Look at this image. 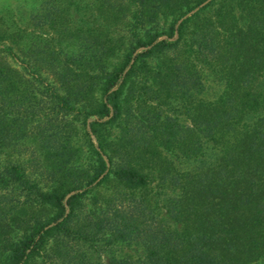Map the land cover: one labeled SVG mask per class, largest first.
Wrapping results in <instances>:
<instances>
[{
  "label": "trees",
  "instance_id": "1",
  "mask_svg": "<svg viewBox=\"0 0 264 264\" xmlns=\"http://www.w3.org/2000/svg\"><path fill=\"white\" fill-rule=\"evenodd\" d=\"M0 264H264V0L0 12Z\"/></svg>",
  "mask_w": 264,
  "mask_h": 264
},
{
  "label": "rangeland",
  "instance_id": "2",
  "mask_svg": "<svg viewBox=\"0 0 264 264\" xmlns=\"http://www.w3.org/2000/svg\"><path fill=\"white\" fill-rule=\"evenodd\" d=\"M40 0H0V12H8L12 17L32 11Z\"/></svg>",
  "mask_w": 264,
  "mask_h": 264
}]
</instances>
